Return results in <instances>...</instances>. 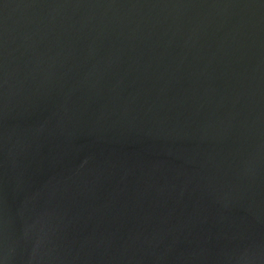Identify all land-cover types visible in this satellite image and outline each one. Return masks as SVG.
Returning <instances> with one entry per match:
<instances>
[{"label":"water","instance_id":"1","mask_svg":"<svg viewBox=\"0 0 264 264\" xmlns=\"http://www.w3.org/2000/svg\"><path fill=\"white\" fill-rule=\"evenodd\" d=\"M0 264H264V0H0Z\"/></svg>","mask_w":264,"mask_h":264}]
</instances>
